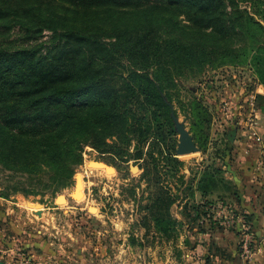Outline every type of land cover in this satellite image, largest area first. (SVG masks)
Masks as SVG:
<instances>
[{
	"label": "rangeland",
	"instance_id": "rangeland-1",
	"mask_svg": "<svg viewBox=\"0 0 264 264\" xmlns=\"http://www.w3.org/2000/svg\"><path fill=\"white\" fill-rule=\"evenodd\" d=\"M240 7L264 26L261 1ZM175 20L180 27L171 35L160 32L168 46L172 35L209 31L183 16ZM51 35L43 29L33 39L16 25H0V46L47 48ZM243 46L234 61L194 67L179 57L174 64L167 51L170 76L159 80L171 118L147 110L142 126L149 128L139 138H110L105 152L84 145L67 185L52 187L53 168L26 172L0 159V264H227L235 240L247 260L242 246L251 239L253 248L255 239L248 206L263 197L243 180V192L234 188L226 173L238 152L263 160L264 38ZM172 115L196 150L176 153Z\"/></svg>",
	"mask_w": 264,
	"mask_h": 264
},
{
	"label": "trees",
	"instance_id": "trees-1",
	"mask_svg": "<svg viewBox=\"0 0 264 264\" xmlns=\"http://www.w3.org/2000/svg\"><path fill=\"white\" fill-rule=\"evenodd\" d=\"M244 3L256 0H0L5 30L52 32L47 48L0 46V159L26 172L53 168L52 187L67 185L84 145L105 152L110 138H139L147 110L170 116L159 80L170 76L167 51L194 67L234 61L247 39L264 38ZM180 16L209 31L172 35L168 46L160 32L171 35Z\"/></svg>",
	"mask_w": 264,
	"mask_h": 264
},
{
	"label": "crops",
	"instance_id": "crops-1",
	"mask_svg": "<svg viewBox=\"0 0 264 264\" xmlns=\"http://www.w3.org/2000/svg\"><path fill=\"white\" fill-rule=\"evenodd\" d=\"M242 153L240 154V152H238L234 157L235 162L234 160L231 161V166L230 164L228 165L226 174L232 179L234 188L243 192V183L245 182L248 188L253 186L257 190L256 196L260 195V198L263 197V201H255L250 205V208L248 206V209H251L253 213L249 218L253 224L255 233L251 258L245 260L237 253L235 240V243L228 249L229 256L226 257V261H228L227 264H264V156L263 160L259 163L258 158H255L253 154L247 155ZM255 160L256 162H254ZM253 163H259L261 168L259 172L255 171ZM242 180L243 183H241ZM256 196H254V199H256Z\"/></svg>",
	"mask_w": 264,
	"mask_h": 264
},
{
	"label": "water",
	"instance_id": "water-1",
	"mask_svg": "<svg viewBox=\"0 0 264 264\" xmlns=\"http://www.w3.org/2000/svg\"><path fill=\"white\" fill-rule=\"evenodd\" d=\"M172 118L175 122V128L179 133V142L177 144L176 153L177 154H185L190 153L197 149L195 142L193 141L192 137L188 133V131L184 128V126L177 122V119L172 115ZM60 198V197H58ZM57 198V199H58ZM39 205V203H36ZM38 215H41V210L37 211Z\"/></svg>",
	"mask_w": 264,
	"mask_h": 264
},
{
	"label": "built area",
	"instance_id": "built-area-1",
	"mask_svg": "<svg viewBox=\"0 0 264 264\" xmlns=\"http://www.w3.org/2000/svg\"><path fill=\"white\" fill-rule=\"evenodd\" d=\"M257 140H260V137H256ZM252 240L249 239L247 241H245V244L242 246V255L249 260L252 256L253 253V248L251 246Z\"/></svg>",
	"mask_w": 264,
	"mask_h": 264
}]
</instances>
